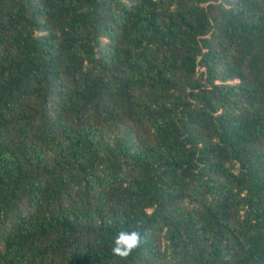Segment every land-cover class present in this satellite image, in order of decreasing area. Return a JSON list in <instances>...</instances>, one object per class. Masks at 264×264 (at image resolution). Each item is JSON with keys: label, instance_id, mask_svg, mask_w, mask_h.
I'll use <instances>...</instances> for the list:
<instances>
[{"label": "trees", "instance_id": "trees-1", "mask_svg": "<svg viewBox=\"0 0 264 264\" xmlns=\"http://www.w3.org/2000/svg\"><path fill=\"white\" fill-rule=\"evenodd\" d=\"M0 264H264V0H0Z\"/></svg>", "mask_w": 264, "mask_h": 264}, {"label": "clouds", "instance_id": "clouds-1", "mask_svg": "<svg viewBox=\"0 0 264 264\" xmlns=\"http://www.w3.org/2000/svg\"><path fill=\"white\" fill-rule=\"evenodd\" d=\"M146 240L147 234L139 228L120 230L112 240L111 255L121 261H127Z\"/></svg>", "mask_w": 264, "mask_h": 264}]
</instances>
